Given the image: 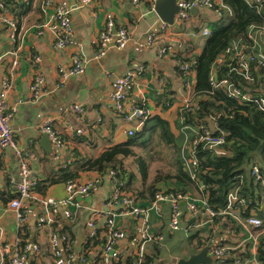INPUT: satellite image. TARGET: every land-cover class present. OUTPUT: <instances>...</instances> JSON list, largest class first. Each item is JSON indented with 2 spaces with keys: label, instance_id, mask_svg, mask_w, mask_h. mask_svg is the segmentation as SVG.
Listing matches in <instances>:
<instances>
[{
  "label": "crops",
  "instance_id": "crops-1",
  "mask_svg": "<svg viewBox=\"0 0 264 264\" xmlns=\"http://www.w3.org/2000/svg\"><path fill=\"white\" fill-rule=\"evenodd\" d=\"M42 1L33 0L28 11L21 16L20 41L10 38L8 29L0 23V53L3 55L0 64V86L2 81L11 74L17 52V66L14 69V88L10 94V104H18V111L11 120L13 135L20 147L31 152V168L38 176L40 188L33 190L32 197L26 202L27 219L19 225L13 212L6 210V204L17 195L16 182L20 179V166L12 148L5 150L0 155V223L4 228V241L11 251L25 243L38 244L39 252L31 251L24 264H55L50 245L51 232L70 238L71 249L76 255L86 252L93 259H98L99 264H164L178 255L169 254L164 258L157 257L158 249L155 241H143L142 220L132 214L124 213L122 206L109 203V195L113 185L105 174L99 171L87 170L82 166L86 156H98L106 147L124 142L130 125L116 114L112 109L111 92L112 82L117 76H122L129 71L136 73L134 87L128 92L130 102L140 103L146 97V104L153 115H159L170 123L172 133L179 137L178 105L190 93L185 85L182 75L177 70L178 58L192 56L202 48V31L196 33L194 27L207 24L221 16L220 12L213 9L198 8L185 21L175 20L174 24L166 23V34L169 46L168 54L160 56L157 45L146 46L147 35L151 31H161L163 21L156 11L151 10L148 0L140 5L133 4L130 0H99L98 2L75 8L73 12L74 43L63 49L54 47L53 36L46 33L42 36L36 34L35 25L42 21ZM77 4L78 0H70ZM95 13L97 15H95ZM111 14L117 28L125 27L130 32V39L124 48H111L101 58H95L98 47L94 40L105 29L107 15ZM82 54L87 60V67L83 74L70 77L65 84L60 83V70L67 69L72 62L74 54ZM41 58L39 66L33 63V57ZM38 72H42L46 85L41 97L34 101L30 84ZM164 89L162 95L156 91ZM169 93L173 100L172 105L165 106V98L160 97ZM78 104L85 111L87 132L79 137H70L65 129L66 124L81 126L76 113L71 106ZM48 119L52 120L53 127L65 138L68 143L66 150H59L53 143L51 151L40 144L44 134L41 131ZM99 119H101L99 121ZM75 173L82 181L102 175L103 179L97 192L86 198H79L80 207L75 211L73 218L66 217L62 212L57 215L52 225L40 226L39 218L45 212V202L56 205L66 197V174ZM180 185V186H179ZM194 196H199L197 186H184ZM141 205L150 202L148 197L139 198ZM264 210V200L261 205ZM113 218L117 229L125 233V237L116 241L114 247L120 253L119 259L102 260L103 243L106 239L107 222ZM150 223V233L163 235L165 242L170 234V205L162 204V212L151 211L147 216ZM185 219H190L185 217ZM94 223V228L89 222ZM194 228L202 227L205 236H210L211 251L216 245H227L231 251L244 250L248 244L252 250L250 233L260 235V248H264V232L251 227L250 231L240 229L237 235L225 231L216 225L212 226L199 215L191 217ZM97 235L93 239V231ZM174 238V237H173ZM196 243V242H195ZM167 245V244H166ZM63 249L65 245L63 243ZM176 247V246H175ZM174 248V247H173ZM259 253V252H258ZM193 254V253H192ZM252 254V253H251ZM153 256L150 263L145 261ZM156 256V257H155ZM180 257V255H179ZM178 257H176L177 259ZM258 262L263 264L259 259ZM0 264H5L1 261ZM73 264H82L75 260ZM257 264V263H255Z\"/></svg>",
  "mask_w": 264,
  "mask_h": 264
},
{
  "label": "built area",
  "instance_id": "built-area-1",
  "mask_svg": "<svg viewBox=\"0 0 264 264\" xmlns=\"http://www.w3.org/2000/svg\"><path fill=\"white\" fill-rule=\"evenodd\" d=\"M99 0H78L75 5L70 0H43L42 1V21L35 25L36 34L42 36L49 33L53 36L54 47L63 49L71 46L74 43V25H73V12L75 8H83L85 6L94 4ZM135 5H140L144 0H130ZM151 10L155 11L157 0H148ZM249 5L258 6L261 0H246ZM180 11L177 13L175 20L185 21L192 16L193 8H207L214 9L215 6L225 7L223 0H177ZM95 15H97L95 13ZM0 23L4 25L9 32L10 38L13 41H20V36H23L18 21L11 10L0 1ZM115 21L111 14L107 15V22L105 29L94 40L95 45L98 47V52L95 58H101L112 46L116 48H124L129 39L130 32L125 27L117 28L115 34ZM211 28L205 27L202 31L204 36L211 33ZM168 41L166 34V22L163 23L161 31H151L146 38L147 47H158L160 56H164L169 52V46L165 44ZM15 60L13 62V69L11 74L6 77L0 86V155L6 149L12 148L18 159L20 166V179L16 182L15 188L17 197L11 199L6 204V210L15 214L16 220L19 225L25 223L27 219L26 202L32 197L33 190L37 185L39 178L36 176L31 168V152L20 147L13 135L11 120L18 111V104H10L9 97L14 88V69L17 66V52H13ZM3 55L0 53V64ZM33 63L39 66L41 58L39 56L33 57ZM87 60L82 54H74L72 57L71 65L65 69L60 70V83L63 85L72 76L81 75L85 72L87 67ZM180 63V62H179ZM229 68L230 73H235L243 77L246 81L255 84L256 74L259 75L260 69L264 72V23L260 25H251L248 29V37L235 39L226 48L225 53L220 55L213 63L209 81L212 87V92L223 89L225 93L235 99L239 104L255 105L260 111L264 113V74L259 75L258 87L248 88V92H244L241 86L236 82L229 79V77L220 78L218 73L221 65ZM192 66L193 63L187 61L180 64L183 80L189 90V94L178 106L185 107L187 110L195 108L196 103L193 99L191 90L192 79ZM263 68V69H262ZM136 73L129 71L122 76H117L112 82L111 101L113 111L121 116L130 127L127 134L132 135L136 130L142 128L145 120L152 114L151 110L146 104V97L136 104L128 100V92L133 89ZM46 85V79L42 72H38L30 84V91L34 101H37ZM163 88L156 91L157 95H162ZM211 92V93H212ZM199 98V96H198ZM170 105V102L166 103ZM71 110L76 113L81 126H74L66 124L65 129L67 134L74 138L84 135L87 132L89 124L85 116V111L78 105H72ZM101 119H99L100 121ZM210 123L206 126L200 125H182L181 134L184 137L183 148L181 151L183 164L186 171L194 179L199 165V160L196 156V147L202 143L206 148L212 150L217 155L227 154L224 148L226 143L227 133L219 131L215 118L209 119ZM41 131L47 133L52 140L53 144L59 150H66L68 143L63 136L53 127L52 120L48 119L41 125ZM191 138H194L191 140ZM256 181L264 183V178L261 173L260 167L255 165L251 171ZM104 176L110 179L113 190L109 195V203L122 206L124 213L132 214L142 220V237L143 241H155L161 247L165 245V237L163 235H156L150 233V223L147 218L151 211L157 213L162 212V204L168 203L170 205V230L174 233L182 230L183 219L185 217L191 218L192 216L199 215L205 217L210 223L212 232L215 230V219L230 218L232 222L238 225L239 228L250 231L251 227L258 228L264 232V219L256 216L254 210L249 209V203L245 198L240 197L235 191H231L227 197V204L224 208L217 210L213 208L205 196H194L188 192L165 193L159 191L155 194L154 199L146 205L139 204L133 193L124 190L123 181L117 177L115 170H109ZM103 176V177H104ZM102 175L92 179L82 181L80 179H71L65 183L66 197L59 201L56 205H50L45 202V212L40 216V226L52 225L55 218L59 213H63L68 218L75 216V211L80 207L79 198H86L91 194L98 191L100 188ZM204 187L200 186V190ZM250 210V211H249ZM89 226L94 228V223L90 221ZM97 235V230L94 229L93 237ZM5 231L0 223V257L1 261L5 264H24L27 261L28 255L31 251L39 252L40 246L38 244L25 243L14 252L5 244L4 241ZM125 237L122 230L116 228L113 218L107 222L106 242L102 250V260L108 261L111 259H119L120 253L114 247L117 240ZM252 241V256L245 262L239 257L231 255V247L225 245H216L211 251V257L214 259L213 264H223L229 257L233 258L232 264H260L258 262V250L260 248V235L250 233ZM50 245L53 252L55 264H73L75 260H79L82 264H99L95 259L89 257L86 252H80L76 255L71 249V239L60 236L57 232H51ZM210 242L212 240H209ZM63 243L65 250L63 249Z\"/></svg>",
  "mask_w": 264,
  "mask_h": 264
},
{
  "label": "trees",
  "instance_id": "trees-1",
  "mask_svg": "<svg viewBox=\"0 0 264 264\" xmlns=\"http://www.w3.org/2000/svg\"><path fill=\"white\" fill-rule=\"evenodd\" d=\"M0 1H3L11 10L20 27L21 16L31 7L33 0ZM223 2L225 7L215 6L213 9L220 12L221 16L208 21L206 25L201 24L194 27L196 33H200L205 27L212 29L208 36H203L200 52L192 56L178 58L180 63L177 65V70L181 75L183 73L180 70V64L187 61L193 63L192 72L195 76V83L191 79V83L193 82L191 90L196 103L195 108L192 110L178 106V130L180 132L178 139L172 133L170 123L166 119L151 114L145 120L142 128L136 130L132 135L127 134L128 138L124 142L106 147L98 156H86L82 160V166L86 167L87 170L99 171L102 174H106L109 170H115L117 177L123 181L124 190L132 192L136 201L143 197H148L151 201L159 191L173 194L188 192L187 187L180 188L177 186V184L183 183L184 186L196 185L199 194L205 196L213 208L220 210L226 206L228 194L235 191L240 197L247 200L249 209L254 210L256 216L264 219V210L261 207L264 200V183L256 181L251 173L253 166L257 165L260 167L264 178V113L255 105L239 104L235 99L229 97L223 89L212 92L209 81L213 63L220 55L225 53L230 43L235 39L247 38L248 29L251 25L264 23V0H261L258 6L249 5L246 0H223ZM263 74L264 72L260 69L259 75ZM218 75L220 78L229 77L241 86L244 92H248V88L258 87V74L255 76L253 86L243 77L230 73L226 64L220 66ZM165 94L160 97L165 98L166 106V103L171 102L173 99L169 97V93ZM171 103L170 105H172ZM136 104L138 103L136 102ZM213 117L219 128L217 132L224 131L227 133L224 148L228 153L217 155L206 148L205 144H198L196 156L199 165L193 179L183 164L181 151L184 137L180 130L182 125L206 126L210 123L209 119ZM156 130L161 131L160 140L157 144L154 140ZM193 139L191 138V140ZM163 149H173L175 151V171L155 176V181L146 186L153 154L155 152L160 154ZM130 157L140 162V170L135 171L127 165L126 161ZM66 175L65 183L68 180L78 178L75 173ZM172 179L177 181L173 187L161 189L156 186L159 181L172 182ZM201 185L204 187L202 190H200ZM39 188L40 181H38L34 190ZM199 217L202 218L203 216ZM190 220L191 218L187 220L184 218L183 228L177 233L181 237L179 242L182 240L187 241L188 244L194 246V253H196L203 246L208 245L211 238L204 235L202 227L194 228L192 225L195 223L190 222ZM214 224L221 226L225 231L234 232L237 235L240 233V229L233 225L230 218L215 219ZM173 237L174 235L170 234L167 241L172 240ZM67 239L70 240L69 237ZM105 242L106 239L102 250ZM155 243L157 244V242ZM166 244L167 242L162 247L157 244L158 254L156 256L167 261L169 258H164V254L168 252ZM248 246V244L244 245V250L240 253L236 250L232 251L231 255L239 257L245 262L252 256ZM173 249L170 254H172ZM258 252L259 259L264 264V248H259ZM101 254L102 251L100 256ZM152 260L153 256L147 259L145 263H151ZM233 260L229 257L223 264H232ZM95 261L99 262L96 258ZM164 264H175V262L170 261Z\"/></svg>",
  "mask_w": 264,
  "mask_h": 264
},
{
  "label": "rangeland",
  "instance_id": "rangeland-1",
  "mask_svg": "<svg viewBox=\"0 0 264 264\" xmlns=\"http://www.w3.org/2000/svg\"><path fill=\"white\" fill-rule=\"evenodd\" d=\"M192 81L195 83L194 74H192ZM160 132H161L160 130H156V132L154 133V135H155L154 140H155L156 144H157L158 140H160V138H159ZM155 146H157V145H155ZM155 151H156V149H155ZM139 152H141V151H139ZM142 152H144V151H142ZM174 152L175 151L173 149H171V150L170 149H163L160 154H158L157 152H155V154H153V158L150 161V168L148 171L149 173H148L147 179H146V186H149L150 184H152L155 181V176H158L159 174L165 175V174L169 173V171H172V172L175 171V165H174L175 164V160H174L175 153ZM143 154H145V153H143ZM126 163L131 168H133V170H135V171H138L141 168L140 162L135 161L131 157L126 161ZM175 183H177V181H175L174 179H172V182L163 180V181L157 182L156 186L158 188L165 189V188L170 187V186L173 187V185H175ZM155 184H156V182H155ZM178 185L179 184H177V186ZM194 251H195V248L193 245H190V244H188L187 241L182 240L181 242H179L178 245H176V247H174L172 254H173V256L178 255V256H176L178 258L188 257L189 255L194 253ZM179 255H180V257H179ZM176 257L171 259V261L176 262V260L178 259V258L176 259Z\"/></svg>",
  "mask_w": 264,
  "mask_h": 264
},
{
  "label": "water",
  "instance_id": "water-1",
  "mask_svg": "<svg viewBox=\"0 0 264 264\" xmlns=\"http://www.w3.org/2000/svg\"><path fill=\"white\" fill-rule=\"evenodd\" d=\"M155 11L163 22L168 24H174L175 17L180 11L177 0H157L155 5ZM198 8H193L192 13L196 14ZM47 133H44L40 138V144L45 147L46 150L51 151L53 144ZM181 237L178 233L174 238L167 242L168 252L165 256H169L173 247H175L180 241ZM214 259L210 256V247L203 246L198 252L189 255L188 257H180L176 260L175 264H213Z\"/></svg>",
  "mask_w": 264,
  "mask_h": 264
}]
</instances>
